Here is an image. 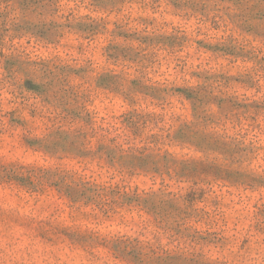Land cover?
I'll return each instance as SVG.
<instances>
[{
	"label": "rangeland",
	"instance_id": "rangeland-1",
	"mask_svg": "<svg viewBox=\"0 0 264 264\" xmlns=\"http://www.w3.org/2000/svg\"><path fill=\"white\" fill-rule=\"evenodd\" d=\"M0 264H264V0H0Z\"/></svg>",
	"mask_w": 264,
	"mask_h": 264
}]
</instances>
